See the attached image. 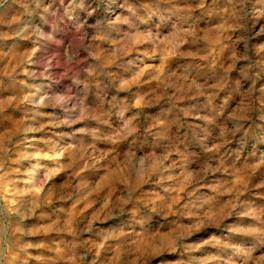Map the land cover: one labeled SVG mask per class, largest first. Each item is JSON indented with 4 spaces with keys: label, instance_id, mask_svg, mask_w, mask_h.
I'll use <instances>...</instances> for the list:
<instances>
[{
    "label": "rangeland",
    "instance_id": "obj_1",
    "mask_svg": "<svg viewBox=\"0 0 264 264\" xmlns=\"http://www.w3.org/2000/svg\"><path fill=\"white\" fill-rule=\"evenodd\" d=\"M206 3L207 11L196 12L202 39L193 44L176 33L166 35L167 51L142 41L147 29L101 39L95 22L120 19L125 0H5L0 5V33L8 37L0 41L5 54L0 55V135L15 132L24 119L20 103L27 93L39 87L46 104L35 124L43 131L27 134L34 143L28 150L43 158L17 164L24 150L20 137L7 144L9 158L0 171V264H71L73 254L77 264H264V248L243 234L257 223L253 213L264 220V0L246 6L243 33L232 30L229 0ZM17 19L19 24L7 27ZM24 24L25 38L14 36ZM184 39L189 42L183 44ZM178 44L183 46L173 55ZM235 56L248 59L233 66ZM24 69L32 76L31 88L24 86ZM13 73L20 75L11 80ZM121 82L128 87L117 92L112 85ZM81 113L86 118L58 126ZM128 121L136 133L125 140ZM162 127L164 132L153 134ZM135 148L168 156L169 165H179L183 154L184 165L169 170L173 179L154 176L135 189L141 206L157 208L148 218L134 219L131 212L109 218L105 205L120 198L125 154ZM37 162L42 167L29 177ZM209 163L215 170L204 174ZM54 169L62 170L47 182L34 214L28 213L34 197L18 192L31 187L25 181L38 183ZM189 172L194 176L185 185ZM21 213L28 218L21 221ZM89 223L93 231L81 233ZM179 234L183 243L177 248ZM106 235L115 238L100 249Z\"/></svg>",
    "mask_w": 264,
    "mask_h": 264
},
{
    "label": "clouds",
    "instance_id": "obj_2",
    "mask_svg": "<svg viewBox=\"0 0 264 264\" xmlns=\"http://www.w3.org/2000/svg\"><path fill=\"white\" fill-rule=\"evenodd\" d=\"M5 0H0V5H2ZM250 0H229V3L233 5V16L235 23L233 25V31H246V24L248 22L249 12L247 11V5ZM112 3L115 4L116 0H112ZM126 10L120 13V19L115 22H106L105 20H97L95 22V27H97L102 35L101 39L107 40L114 33H118L124 31L125 29L129 31H136L141 29H147V39L142 41L145 43H150L154 48L164 50H169V46L167 41L164 39L166 35H170L172 33H176L180 36H184L190 38L193 44H196L202 37L198 34V20L199 18L196 16V12L199 10L201 13L207 11V3L206 0H125ZM92 15V13H89ZM13 24H19V20H14L11 23L7 24V27H12ZM28 30V25L24 24L17 28V30L13 33L14 36L25 38L24 34ZM7 35L0 33V41L7 39ZM189 39H184L183 44H187ZM182 44H178L177 47L171 48V53L173 55L179 53V47H182ZM35 54V52L33 53ZM0 55H5L0 53ZM191 55H195L192 53ZM155 58L154 56L152 57ZM240 59H248L247 56H235L233 57V66L235 65L237 60ZM31 60L22 61L23 63H30ZM192 71L191 66L185 69L186 73H190ZM23 76L27 79L23 82L25 87L31 88L33 85L28 83L29 79H32L31 74L24 69L22 72ZM95 73L89 72V75H94ZM20 73H13L9 77L11 80H15ZM110 75V74H109ZM183 80L187 81L189 79V75H184L182 77ZM138 82V81H137ZM79 83V81H77ZM112 86L116 87L117 92L125 91L128 87L127 82H121L118 85L113 84ZM99 87V85H98ZM105 88H108L109 85L105 84ZM164 87H175V85H164ZM234 92V89H229ZM179 91V89H177ZM39 87H37V91L27 93L23 99L21 100L20 107L25 112L24 119L21 120L20 125L16 129L15 132L9 135H0V171H3L5 168L6 162L9 158L10 149L7 147V144L11 143L13 139L17 136L20 137L19 143L23 145L24 150L20 151L14 161L17 164H22L25 161L31 162L33 160L39 161L42 159V155L39 151H29L28 149L34 147L33 140L28 137V133H34L37 131H43V126L36 127L35 124L37 122V118L42 116L43 113L40 112L41 108L46 106L45 97L38 95ZM198 95L202 94V90L197 93ZM227 95V92L223 93ZM169 99H173V97H169ZM211 99V98H210ZM219 103V101H217ZM114 116L117 118H123V113L120 111L114 110ZM86 118L84 113H81L80 116L76 118V120L65 119L59 122L58 126L68 125L71 126L78 120ZM201 119H208L207 116L201 117ZM237 120L246 119L244 116L236 117ZM163 124V122H162ZM127 129V135L123 137V139L127 140L130 136L136 133V129L132 125V121H128L125 125ZM166 127V126H165ZM237 130H239V125H237ZM81 133H84L85 129L78 130ZM151 131V130H150ZM164 132V127L158 129L154 132V135H160ZM228 133V129H225L221 132L222 136H226ZM199 133H197L198 135ZM215 151V149H213ZM59 155H62L59 154ZM181 155V161L173 162L172 164H166V161L169 159L168 156L165 157H157L154 153L152 156L147 154V149L144 148H135L130 150L125 154L127 160V167L125 171V187L122 190V194L117 202H114L109 207L105 205V208L108 210L109 218H119L124 216L126 213L131 212L133 218L135 219L137 216L143 218H148L152 213L157 211L155 206L149 207L148 205H143L137 201L135 195V189L142 184L148 183V181L152 180L154 176H159L161 180L164 179H173L174 177L169 175V170L171 168H175L177 166L183 167L184 165V157ZM51 159V157H49ZM223 159V158H221ZM42 166L37 163H32L31 167L27 171V175L32 177L36 174V171L40 169ZM62 169H54L47 172L45 178L40 180L38 183L33 180L25 181L26 184L31 185V187L26 191L18 192L20 197H25L27 195H32L34 197L32 201L31 208L28 209V213L34 214L36 207L38 206V201L40 203L43 202V194L45 191V186L47 182L54 178V176L59 174V171ZM211 164L205 165V167L201 170L204 174L214 171ZM19 171V169H16ZM199 175V174H196ZM194 174L189 172L184 176L185 185L190 183L193 179ZM3 179V177H0ZM80 185H77L76 191L79 192ZM191 195V193L189 194ZM239 206V205H237ZM21 207H24V204L21 203ZM28 213H21L20 220L23 221L28 218ZM255 216L257 223L255 226L247 228L243 230V234L245 238L251 242L255 247L264 248V220L260 219L261 214L253 213ZM72 235H77L75 229H69ZM91 232L93 231V225L89 223L84 229H81L80 232ZM123 235V234H121ZM115 237L106 235L103 237V242L99 245L100 249H105L108 241L114 239ZM87 242L84 241L81 244L83 247ZM183 243V235L179 234L176 237V246L179 248ZM31 247V245H29ZM99 255V253L97 254ZM86 256H80L79 260L81 262L85 261ZM71 264H77V257L75 254L71 257ZM91 264H96V261L93 260Z\"/></svg>",
    "mask_w": 264,
    "mask_h": 264
}]
</instances>
